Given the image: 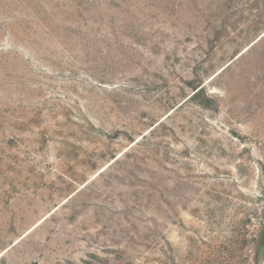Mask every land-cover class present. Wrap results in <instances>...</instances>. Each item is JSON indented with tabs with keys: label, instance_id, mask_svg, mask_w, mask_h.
Segmentation results:
<instances>
[{
	"label": "rangeland",
	"instance_id": "rangeland-1",
	"mask_svg": "<svg viewBox=\"0 0 264 264\" xmlns=\"http://www.w3.org/2000/svg\"><path fill=\"white\" fill-rule=\"evenodd\" d=\"M0 264H264V0H0Z\"/></svg>",
	"mask_w": 264,
	"mask_h": 264
},
{
	"label": "trees",
	"instance_id": "trees-1",
	"mask_svg": "<svg viewBox=\"0 0 264 264\" xmlns=\"http://www.w3.org/2000/svg\"><path fill=\"white\" fill-rule=\"evenodd\" d=\"M196 91L195 93L192 95V99H197L198 97H200L202 95V93L204 92V86L202 87H196Z\"/></svg>",
	"mask_w": 264,
	"mask_h": 264
}]
</instances>
